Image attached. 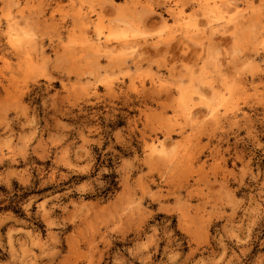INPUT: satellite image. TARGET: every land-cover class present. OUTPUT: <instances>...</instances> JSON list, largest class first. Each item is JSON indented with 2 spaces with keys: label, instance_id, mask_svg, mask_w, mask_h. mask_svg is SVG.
Returning <instances> with one entry per match:
<instances>
[{
  "label": "rangeland",
  "instance_id": "1",
  "mask_svg": "<svg viewBox=\"0 0 264 264\" xmlns=\"http://www.w3.org/2000/svg\"><path fill=\"white\" fill-rule=\"evenodd\" d=\"M15 1L0 0V264H264V0ZM213 1L248 22L189 38L168 14L203 22ZM81 18L139 53L82 48ZM16 24L37 65L12 75ZM182 89L224 106L210 118L191 96L185 119ZM156 140L169 160L147 157Z\"/></svg>",
  "mask_w": 264,
  "mask_h": 264
},
{
  "label": "bare ground",
  "instance_id": "2",
  "mask_svg": "<svg viewBox=\"0 0 264 264\" xmlns=\"http://www.w3.org/2000/svg\"><path fill=\"white\" fill-rule=\"evenodd\" d=\"M73 1V0H72ZM15 2H17V1H15L14 0V4H15ZM222 2V1H221ZM228 2H229V0H228ZM227 2V3H228ZM231 2V1H230ZM18 3V2H17ZM223 3V4H222ZM222 3H217L216 1H213L211 4L210 3H205L204 4V6H201V13H202V15L203 16H205L204 17V20H203V22H202V19H201V22H197L198 20H194V19H191V18H189V16H186V15H184L183 14V11L181 10V9H177V10H174V8L173 9H169L168 10V14L171 16V18L173 19V20H175V22H176V28H179V30H181V31H183V35H185V34H187L186 36L187 37H189L190 38V36L192 37V35L191 34H194V33H197V32H199V30H201L200 28H203L202 27V25H204L205 27H206V30L205 31H207V29L209 30V33L211 32V33H215V31L217 32V29H218V31H219V28H220V30L221 29H223L224 27H226V26H228L229 24H231L232 26H233V29H235L237 26H238V21H240V20H238V16H239V19L241 18L240 16H242V17H244L245 15H241V13L240 14H237L236 12H239V11H236L234 14H231L230 15V17H226V16H224V14L226 13V12H224L225 10L226 11H228L227 13H229L231 10L230 9H232L233 8V11H235L234 9H236L237 8V6H233V7H230V9L229 8H227V6L229 5L230 6V4H227V6L224 4V1L222 2ZM233 4L235 5V2H233ZM243 4V3H242ZM17 5V4H16ZM19 6V5H18ZM81 7V6H80ZM245 7H248L249 8V5H246V6H244V8ZM250 7H251V5H250ZM227 8V9H226ZM18 9V8H17ZM23 8H20V12H21V10H22ZM225 9V10H224ZM254 9V8H253ZM71 10V9H70ZM198 10V9H197ZM197 10H195L196 12H198ZM230 10V11H229ZM243 10V9H242ZM246 10V9H245ZM244 10V11H245ZM223 11V12H222ZM252 11V10H251ZM250 11V12H251ZM16 12H17V10H16ZM249 12V13H250ZM257 12V11H256ZM199 13V12H198ZM230 14V13H229ZM235 14H237L236 16H233V15H235ZM200 15V14H199ZM84 16V14H82V17ZM232 16V17H231ZM80 17H81V15H80ZM257 17V16H256ZM10 19L12 18L11 16L9 17ZM7 19L6 21L7 22H13V20H11V21H8V20H10V19ZM75 18V17H74ZM73 18V19H74ZM203 18V17H202ZM237 18V20H235ZM254 18V17H253ZM16 19V18H15ZM80 19V18H79ZM83 19H85V18H81V20H82V25H83V28H84V30L85 29H87V28H90V29H92V32H93V38H88L87 39V37H85L86 39L83 41V43H82V48H85V49H88V50H90V51H92V52H108V54L111 56V58L112 59H115L114 58V56H115V44H119V45H116L117 47L119 46V47H121L122 46V48L124 47H126V50H130V51H128V52H130V54H127L128 56L130 55V56H133V59H134V57H135V55H137L139 52H133V49H135V48H137V46H135L137 43L136 42H134L133 40H134V38H135V36H134V34L133 33H128V35L127 34H125V32L124 33H117L116 31V29L114 30V28L116 27V25H115V27H114V25H113V27L111 26V25H108V24H104L101 20H99V19H96V20H91V21H85V20H87V17H86V19L85 20H83ZM245 20V19H244ZM249 20V19H248ZM75 21V20H74ZM73 21V23H76V22H74ZM108 21V20H107ZM11 22V23H12ZM241 22V21H240ZM246 22H248V21H246ZM245 21H244V23L243 22H241V23H243V24H245L246 23ZM8 23V24H9ZM161 23H162V25H166L167 24V20H161ZM241 23H239L240 25H241ZM76 24H78V23H76ZM76 24H74V26L76 25ZM110 24V23H109ZM242 24V25H243ZM14 26V28H15V31L14 30H12V31H10V29H8L10 32H8V35H7V37H6V45H7V47L10 49V52L12 53V55H13V57H14V63H13V65L11 64V66L10 67H12V71H11V73H12V75H14L15 73H17V71H21V70H25V72H28V71H30L32 68H34V66L35 65H37L36 63H35V61H34V59H33V57L31 56V54L28 52V49H26V47H27V44H30L29 42H28V40H29V38H28V34L27 33H23V32H21V31H17L16 30V28H17V24H16V26L15 25H13ZM230 26V25H229ZM222 27V28H221ZM241 27V26H240ZM7 28V27H6ZM11 28V27H10ZM239 28V27H238ZM22 29V28H21ZM89 29V30H90ZM226 30H228V29H231V27H228V29L227 28H225ZM264 29V27L262 28V30ZM74 30V29H73ZM224 30V29H223ZM83 31V30H82ZM86 31V30H85ZM87 31H88V29H87ZM214 31V32H213ZM222 31V30H221ZM90 32H91V30H90ZM194 32V33H193ZM224 32V31H223ZM80 33H81V31H80ZM86 34L88 33V32H85ZM181 33V32H180ZM202 33L204 34V32L202 31ZM210 33V34H211ZM264 33V32H263ZM31 34V33H30ZM205 34L207 35L208 33L207 32H205ZM212 34V35H213ZM27 35V36H26ZM197 35V34H196ZM261 35H263V34H261ZM3 36V35H2ZM209 36V35H208ZM162 37V36H161ZM159 38V37H157V38H159V39H161L162 41H168L169 40V38L168 37H163V38ZM194 37V36H193ZM192 37V38H193ZM182 38V37H181ZM184 38V37H183ZM182 38V39H183ZM208 38V37H207ZM32 39V38H31ZM33 39H35V38H33ZM203 39V38H202ZM211 39V38H210ZM209 39V40H210ZM4 40V39H3ZM191 40V39H190ZM196 40V39H195ZM208 40V39H207ZM208 40V41H209ZM30 41V40H29ZM32 41H34V40H32ZM32 41H30L31 43H32ZM70 41H72V40H70ZM69 41V42H70ZM129 41H132V43H129ZM156 41V40H155ZM154 41V42H155ZM160 41V40H159ZM158 41V42H159ZM193 41H194V39H193ZM201 41H203V40H201ZM200 41V42H201ZM28 42V43H27ZM35 42V41H34ZM37 42V41H36ZM158 42H156V43H158ZM161 42V41H160ZM199 42V44H201V43H203V42H201L200 43ZM204 42H207V41H205V39H204ZM37 43H39V42H37ZM36 43V44H37ZM79 43H81V42H79ZM84 44V45H83ZM208 44H209V42H208ZM208 44H206L205 46H207ZM72 45V44H71ZM202 46H203V44H201ZM31 46H33V43L31 44ZM37 46V45H36ZM78 46V45H77ZM140 46V45H139ZM202 46H200V48L202 47ZM209 46H210V44H209ZM208 46V47H209ZM28 47L30 48V45H28ZM60 47V46H59ZM66 47L67 46H62L61 45V49H66ZM75 47V46H74ZM121 48V49H122ZM203 48H207V47H203ZM211 47H209V49H210ZM33 49V48H32ZM36 49V48H35ZM107 49H108V51H107ZM110 49V50H109ZM119 49V48H118ZM202 49V48H201ZM34 50V49H33ZM68 50L69 51H71V53H73L74 54V52L76 51L75 49V51L74 52H72V50H70L69 48H68ZM125 50V51H126ZM203 50H207V49H203ZM202 50V51H203ZM32 51V50H31ZM39 51V50H38ZM43 51V50H42ZM213 51V50H212ZM34 52H36V51H34ZM131 52H133L134 54H132ZM207 52H209V51H207ZM64 54H66L67 55V53L69 54L70 52H66L65 53V51L63 52ZM122 53H127V52H123V50H121L120 52H118L117 54L118 55H121ZM213 53H216V52H214L213 51ZM213 53H211V54H213ZM48 54V53H47ZM75 54H76V52H75ZM104 54V53H103ZM108 54H106V55H108ZM116 54V55H117ZM84 55V54H83ZM82 55V56H83ZM88 56H89V54H87ZM87 55L86 56H83V57H87ZM97 55V54H96ZM100 54H98V56H99ZM112 55H114V56H112ZM81 56V57H82ZM92 56H93V54H92ZM104 56V55H103ZM45 57V56H44ZM215 57V56H214ZM126 58V57H125ZM127 58H130V57H127ZM132 58V57H131ZM40 59H42V57L40 58ZM111 59V60H112ZM121 59V58H120ZM123 59V58H122ZM132 59V60H133ZM136 59L138 60V57H136ZM44 60V59H43ZM136 61V60H135ZM44 62V61H43ZM76 62V61H75ZM138 62V61H137ZM137 62H135V64L137 63ZM217 61H216V63L214 62V64H216L217 65ZM39 64H41V63H39ZM133 65V67H136V65ZM217 67V66H216ZM219 67V66H218ZM215 69V68H214ZM10 70H11V68H10ZM219 71V70H218ZM31 72V71H30ZM220 72V71H219ZM170 73V72H169ZM201 78H203V77H201ZM201 78H199V79H201ZM161 79V78H160ZM160 79H158V77L156 78V80L154 79L153 81V83H154V85H155V87L156 88H158V89H161V87L163 86V82L160 80ZM164 81V80H163ZM151 82V81H150ZM234 83V82H233ZM209 85V84H208ZM207 86V85H206ZM192 90H190V92H191ZM197 92V91H196ZM209 92H211V90H209ZM224 92V91H223ZM240 92V91H239ZM192 93V92H191ZM190 93V94H191ZM200 93V92H199ZM199 93H198V96H199ZM212 93V92H211ZM218 93V92H217ZM196 94V93H195ZM205 94V93H204ZM216 94V93H215ZM230 94H232V93H230ZM219 95V94H218ZM217 95V96H218ZM243 95V94H242ZM191 96H192V94H191ZM190 95H188V92H186V90L185 91H183V89L180 91V97H179V99H178V104H177V106H179L180 108H181V110L183 111V113L184 114H186V118L185 119H187L188 118V116L190 115V113H191V107H193L194 106V104H193V106L191 105L190 106V104L192 103L191 101V99H190V97H191ZM214 96V95H213ZM220 96V95H219ZM240 97H241V95H239ZM239 96L237 97V98H239ZM195 100H194V102H196L197 100H198V98L196 97V95H195V97L197 98H195L194 96H192ZM201 97H206V95H202ZM232 97H234V96H232ZM236 97H234V98H236ZM192 98V99H193ZM207 98H209V97H207ZM230 98V97H229ZM206 99V98H205ZM215 99V98H214ZM199 101H201V103H202V107L204 106V111H205V116L207 115V116H209L210 118H212V117H214V115L218 112V110H219V105H222L223 104V99H219V101H217V103L216 104H214V103H208L207 102V100H206V102L204 101V98L203 99H200V100H198V103H199ZM203 101V102H202ZM226 101V100H225ZM235 101V99H233V102ZM227 102V101H226ZM197 103V102H196ZM195 103V104H196ZM201 106V105H200ZM222 106H224V104L222 105ZM193 113V112H192ZM191 113V114H192ZM202 113V112H201ZM196 114V113H195ZM182 115V114H181ZM199 115H200V113H199ZM202 116H203V114H201ZM200 115V116H201ZM195 116V115H194ZM194 116L193 117H191L190 116V119L188 118V120H192V119H196V117H197V115H196V117L194 118ZM182 117V116H181ZM217 117V116H216ZM185 121H187V120H185ZM188 122V121H187ZM189 124H191L190 122H188ZM192 125V124H191ZM146 153H147V157H154V156H158V158H161V159H168L169 160V156H168V151L166 150V146H165V144L162 142V141H159V140H156V141H151V143L147 146V148H146ZM181 152V151H180ZM173 155V154H172ZM175 155V154H174ZM179 156H181L180 155V153L178 154ZM178 156V157H179ZM172 158V157H171ZM179 159V158H178ZM182 159V158H181ZM180 160V159H179ZM165 161V160H164ZM175 166V165H174Z\"/></svg>",
  "mask_w": 264,
  "mask_h": 264
}]
</instances>
